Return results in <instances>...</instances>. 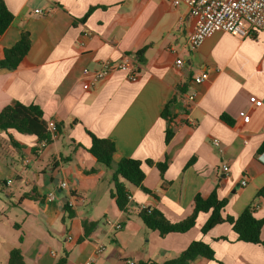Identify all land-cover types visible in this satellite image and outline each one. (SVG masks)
<instances>
[{
  "label": "crops",
  "instance_id": "crops-1",
  "mask_svg": "<svg viewBox=\"0 0 264 264\" xmlns=\"http://www.w3.org/2000/svg\"><path fill=\"white\" fill-rule=\"evenodd\" d=\"M3 1L13 21L0 35V50L22 31L29 33L30 48L15 70L0 69V110L13 101L35 104L49 126L63 122L64 129L43 148L33 135L0 130V264L15 247L25 264L162 263L193 240L209 244L214 260L198 257L191 264H264V247L240 241L228 223L202 234L208 213H200L189 231L164 237L139 217L141 208H156L178 222L190 214L195 194L216 189L227 200L225 214L237 217L252 206L253 216L264 219V151L257 152L264 144V31L244 38L215 33L191 50L194 20L185 5L170 0ZM105 60L136 70V79L115 70L90 84L82 70ZM202 72L208 78L195 84ZM252 95L261 106L249 104ZM173 97L174 132L165 144L161 112ZM240 110L249 122L238 117ZM86 131L114 142V163L125 157L143 162L142 186L149 193L126 184L125 211L111 196L113 170L87 151ZM166 157L162 176L144 163ZM49 192L53 201L46 199ZM66 204L74 213L69 219ZM84 220L95 224L88 235ZM259 237L264 241V226Z\"/></svg>",
  "mask_w": 264,
  "mask_h": 264
},
{
  "label": "trees",
  "instance_id": "trees-1",
  "mask_svg": "<svg viewBox=\"0 0 264 264\" xmlns=\"http://www.w3.org/2000/svg\"><path fill=\"white\" fill-rule=\"evenodd\" d=\"M93 8L89 9L88 13ZM13 21V14L6 8L3 0H0V35L4 33L7 27ZM30 48L29 33L22 31L19 39L8 48L0 50V69L15 70L28 53ZM142 52L139 53V55ZM177 91L183 93L185 89L177 86ZM176 102L173 97L170 102L165 105L161 112V117L166 120L165 144H168L173 136L174 115L171 113L170 106ZM229 124L230 121L223 116ZM71 123L70 126H73ZM14 129L21 134L33 135L37 138L38 145L45 147L53 141V139L62 134L64 123H52L50 126L43 120L42 109L35 104L24 105L18 101H13L0 110V130L7 131ZM91 139V145L87 151L100 164L113 170L111 183V196L114 198L115 204L119 210L125 211L128 204L129 191L126 184L141 188L144 192L149 193L142 186L145 177L141 169L142 161L133 158H121L117 163L113 162V153L115 152V144L108 138H99L86 131ZM43 144V146H41ZM80 147L81 145L78 144ZM264 151V144L257 150L258 153ZM148 166H155L161 176L164 174L168 166V158L161 162L154 163L152 160H145ZM167 182H163L162 189H165ZM227 205L226 199H219L216 189L212 190L207 196L201 193L194 195L192 199V210L190 214L178 222L169 221L164 214L156 208H141L139 217L144 226L152 231H157L159 236L164 237L169 233H185L189 231L195 224L196 218L200 213H208L209 216L201 228V233L205 234L210 229L221 223H228L232 231L237 235L240 241L245 243L260 245L264 247V241L260 240L259 233L261 227L264 226V219H256L253 216L252 206H247L237 217H233L224 213ZM66 218L74 216L73 210L65 205ZM95 224L84 220L82 227L85 235L90 233L91 228ZM225 239V238H222ZM201 257L207 260H214V251L209 244L202 240H193L189 245L181 251L175 258L157 263L152 260L139 261L136 264H191L196 258ZM7 264H25L23 256L18 247L10 250ZM56 264H64V259L59 260Z\"/></svg>",
  "mask_w": 264,
  "mask_h": 264
},
{
  "label": "built area",
  "instance_id": "built-area-1",
  "mask_svg": "<svg viewBox=\"0 0 264 264\" xmlns=\"http://www.w3.org/2000/svg\"><path fill=\"white\" fill-rule=\"evenodd\" d=\"M173 6L179 4L185 5L190 16L194 20L192 32L188 37V46L191 50L197 49L203 41L215 33H228L230 35L244 38L255 34L259 31H264V0H170ZM177 65L182 64V60L175 61ZM115 70L128 71V79L133 81L137 77L136 70H129L126 64L105 60L98 69L89 70L84 68L82 73L87 76L89 83L93 84L106 79ZM208 78L206 72H202L193 78L195 84H200ZM196 97L195 92L188 95V100L193 101ZM248 102L254 107L261 106V100L255 96H249ZM238 117L243 123L249 122V114L246 110H240ZM214 146H219L217 139L213 140ZM43 146V144L41 145ZM226 172V165L222 166ZM8 184L10 181L7 182ZM241 185L246 184V180H241ZM61 188L67 187L66 182L60 183ZM48 201L55 199V193L49 192L46 196ZM70 205H73L70 203ZM107 224L111 222L106 220ZM113 228L118 230L120 224H114ZM102 246H97L96 252H100ZM83 264H92L91 260ZM123 264H136L132 260H127Z\"/></svg>",
  "mask_w": 264,
  "mask_h": 264
},
{
  "label": "rangeland",
  "instance_id": "rangeland-1",
  "mask_svg": "<svg viewBox=\"0 0 264 264\" xmlns=\"http://www.w3.org/2000/svg\"><path fill=\"white\" fill-rule=\"evenodd\" d=\"M0 198H2V197H0ZM0 206H1V202H0ZM3 217H4V216H3L2 214H0V219L3 218Z\"/></svg>",
  "mask_w": 264,
  "mask_h": 264
}]
</instances>
